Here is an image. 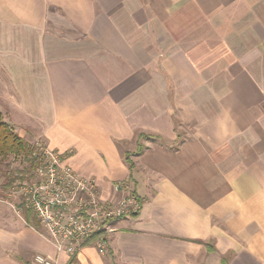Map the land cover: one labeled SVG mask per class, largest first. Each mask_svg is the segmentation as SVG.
<instances>
[{
	"label": "crops",
	"instance_id": "1",
	"mask_svg": "<svg viewBox=\"0 0 264 264\" xmlns=\"http://www.w3.org/2000/svg\"><path fill=\"white\" fill-rule=\"evenodd\" d=\"M0 114L142 201L74 255L0 205V264H264V0H0Z\"/></svg>",
	"mask_w": 264,
	"mask_h": 264
},
{
	"label": "built area",
	"instance_id": "2",
	"mask_svg": "<svg viewBox=\"0 0 264 264\" xmlns=\"http://www.w3.org/2000/svg\"><path fill=\"white\" fill-rule=\"evenodd\" d=\"M35 180L24 187L23 209H29L40 220L45 238L59 251L74 255L87 243H94L105 253L111 222L136 216L142 201L128 182H117L114 190L121 193L111 200L102 199L97 183L66 164L60 154L38 145ZM34 264H58L44 253L34 255Z\"/></svg>",
	"mask_w": 264,
	"mask_h": 264
},
{
	"label": "rangeland",
	"instance_id": "3",
	"mask_svg": "<svg viewBox=\"0 0 264 264\" xmlns=\"http://www.w3.org/2000/svg\"><path fill=\"white\" fill-rule=\"evenodd\" d=\"M13 129L15 130L14 127ZM33 145L35 146V155L38 156V146ZM35 169L30 161H26L24 156L15 157L11 155L0 162V205L12 208L24 218L22 193L24 187L35 180Z\"/></svg>",
	"mask_w": 264,
	"mask_h": 264
},
{
	"label": "trees",
	"instance_id": "4",
	"mask_svg": "<svg viewBox=\"0 0 264 264\" xmlns=\"http://www.w3.org/2000/svg\"><path fill=\"white\" fill-rule=\"evenodd\" d=\"M142 149V147L139 148V152L142 151ZM11 155L15 157L24 156L26 157V161L31 162L33 168L37 167L38 156L35 155V146L20 136L19 133L5 121L2 114H0V162ZM128 161L130 167L133 168V162L130 160ZM23 212L29 223H33L35 226L40 225V221L34 212L29 209H24Z\"/></svg>",
	"mask_w": 264,
	"mask_h": 264
}]
</instances>
